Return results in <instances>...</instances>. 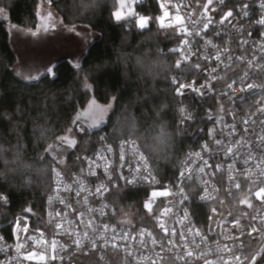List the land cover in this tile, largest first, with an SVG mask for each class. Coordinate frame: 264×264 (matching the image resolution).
<instances>
[{"label":"built area","instance_id":"1","mask_svg":"<svg viewBox=\"0 0 264 264\" xmlns=\"http://www.w3.org/2000/svg\"><path fill=\"white\" fill-rule=\"evenodd\" d=\"M58 1L41 0L48 6ZM156 2L161 16L165 8L169 12L165 25L182 36L176 51L180 66L171 82L178 135L189 147L175 178L162 182L136 140L113 142L103 133L97 147L76 159L75 168L66 161L53 167L42 222L27 215L3 221L10 198L0 195L7 198L0 200V264H251L252 255L263 249L264 198L257 199L255 192L264 187V113L259 111L264 109V70L259 67L264 66V25L257 23L264 18V0H244L236 7L230 0H214L206 13L207 0ZM144 3L128 1L124 10L133 11L130 27L144 16ZM229 11L233 15L221 24ZM177 14L182 24H175ZM201 85L208 86L201 88L204 95L192 91ZM233 126L236 131L230 134ZM218 139L221 145L215 143ZM229 147L232 154L227 153ZM254 184L258 187L250 195ZM126 191L146 193L143 217L117 208V193ZM153 192L168 195L153 197ZM250 197L251 207L240 203ZM195 202L210 206L205 224L194 216ZM142 220L149 225L140 224ZM29 254L35 258L25 259Z\"/></svg>","mask_w":264,"mask_h":264},{"label":"trees","instance_id":"2","mask_svg":"<svg viewBox=\"0 0 264 264\" xmlns=\"http://www.w3.org/2000/svg\"><path fill=\"white\" fill-rule=\"evenodd\" d=\"M118 1L59 0L53 4L64 8L62 16L67 23L69 8H77V21L88 23L98 37L87 48L79 67L63 59L54 64L51 73L27 82L15 74L18 55L8 26L25 28L35 22L42 2L0 0L1 9L8 15L7 22L0 19V195L10 198V205L2 210L3 221L27 215L42 222L53 167L66 161L68 167L75 168L76 159L97 147L103 133L113 142L136 140L162 182L175 178L189 147L178 135L176 88L171 82L182 36L171 28L159 27L161 10L156 0H145L140 7L144 16L152 18L144 30L130 27L128 19H114ZM242 1L230 3L236 7ZM77 3H88L90 12L82 13ZM87 75L90 88L84 86ZM93 102L101 106L114 102V113L99 127L88 129L74 147L64 146L65 154L56 156L54 143L74 128L77 116L86 113ZM117 194V208L144 216L142 199L146 193ZM209 207L193 204L199 224H205ZM140 224L149 225L146 220Z\"/></svg>","mask_w":264,"mask_h":264},{"label":"rangeland","instance_id":"3","mask_svg":"<svg viewBox=\"0 0 264 264\" xmlns=\"http://www.w3.org/2000/svg\"><path fill=\"white\" fill-rule=\"evenodd\" d=\"M128 1L129 0H119L117 3L114 14L116 11H122L123 13H125V17L118 22H121L133 16V11L129 9L124 10L127 7ZM122 4L124 5L123 8L121 7ZM77 5L76 6L80 10L82 8V13L84 14L90 12L91 10V7L87 6L88 3H77ZM74 7L75 6H73V8ZM63 9V7H53V5L48 6L41 4L37 12V19L35 20V22H30L26 25L25 28H19L11 25L8 26L11 32L10 42L15 52L18 53V64L16 65L17 72L32 76V73L39 71L41 68L46 67L48 64L52 65V63H54L55 61H60L63 59H68L73 64L80 63L82 54L86 52L91 42H93L98 37V35L93 32L88 23L82 22V20L77 21V18L80 19L79 15H77V8L75 9L76 11H73L71 8H69L70 15L68 16V18L70 19V21L68 23L62 16ZM0 10H2L1 7ZM129 12H131V15L128 14ZM84 14H81V17H83ZM76 16L78 17L76 18ZM142 17L147 18L148 24L145 28L141 29L138 27L137 23V28L140 30L148 28L152 21V18L150 16ZM160 17L162 16L160 15L157 17V23L159 27H161L159 19ZM0 19L4 22H7L8 20V15L4 10L0 12ZM32 33H36V35H33ZM53 66L54 65H52V67ZM89 75L85 76L83 79L85 82V88H90ZM36 80L25 81L32 82ZM92 104L93 103L88 105L87 112L89 111V106ZM95 105L99 108L106 109L103 117V122L106 121L107 118L114 113V102H111L107 106H101L96 103ZM88 123L89 121L87 117L80 114L75 120L74 128L68 130L62 136V138L68 137L70 139H75L76 142H78V140L84 134H86V131L89 129ZM62 138L58 142V147L64 148L65 146L67 148H71L65 142H63ZM54 148L55 147H53V149ZM55 155L57 156L58 153H55Z\"/></svg>","mask_w":264,"mask_h":264},{"label":"snow or ice","instance_id":"4","mask_svg":"<svg viewBox=\"0 0 264 264\" xmlns=\"http://www.w3.org/2000/svg\"><path fill=\"white\" fill-rule=\"evenodd\" d=\"M221 2H222V0H221ZM212 3H213V0H207V4L204 5V7H205V13H206L207 10H208V6L211 5ZM160 6H161V8H165V5H164V4H161ZM121 7L123 8L124 5L122 4ZM261 7L264 8V4H262ZM2 11H3V10H0V12H2ZM128 14L131 15V12H129ZM246 14H247V13H245V15H246ZM232 15H233V13H232L231 11H229L226 15L223 16V18L220 20V23L223 24L224 21H225V20H228V18L231 17ZM114 16H115V19H116L117 21H120V20H122V19L125 17V13H123L122 11H116L115 14H114ZM168 16H169V12H168V10L165 8V11L163 12V16L159 18V19H160V25H161V27H167V26H168V25H165V23H164L165 18H167ZM174 21H175V23H177V24H182V23H183V17H181L179 14H177V15L174 17ZM137 23H138V27L141 28V29H143V28H145V27L147 26V24H148V20H147V18H145V17H140V18L138 19ZM210 23H211V20H208V22L204 23V24H203V30H207L208 27H209V24H210ZM257 23H258V24H261V25H264V18H261L260 20H258ZM181 31L187 33L188 35H192V33L188 32L186 28L181 29ZM32 34H33V35H36V33H32ZM196 35H200V32H196ZM184 43L187 44L188 41H187V40H184ZM209 43H211V42L209 41ZM213 47H215V45H213ZM185 59H187V57H185ZM215 59H216V60H219V59H220V56L217 55V56L215 57ZM179 66H180V65H179V62H178V63H177V67H179ZM76 67H79V65L77 64ZM259 67H261V69L264 70V66H259ZM52 71H53V70H52L51 68L48 69V72H49V73H51ZM213 71H215V69H213ZM32 79H38V77H33ZM183 87H184V85H181V86H180L181 89H182ZM189 87L191 88V85H189ZM206 87H208V86H207V85H201L200 88H192V91H194V92H196V93H198V94H200V95H204V92L201 91V88H206ZM229 87H231V85H229ZM249 87H252V85H249ZM209 90H210V89H209ZM178 92H179V89H178ZM183 111H184V110L181 109V112H182V113H183ZM259 111L262 112V113H264V109H259ZM105 112H106V109L99 108L98 106L95 105V102H93V104L89 106V111L86 112V113H83V114H82L83 116H86L87 119H88V121H89V123H88V128L91 129V128L99 127L100 124L103 123V117H104ZM78 119H79V118H78ZM221 120H222V118H221ZM221 120H217V123H220ZM244 123L247 125V124H248V121L245 120ZM82 130H83V129H82ZM246 130H247V129H245V131H246ZM235 131H236V130H235V127L233 126V127H232V133H230V134H234ZM261 139H264V137H262ZM62 140H63V142H65L69 147H72V146H74V145L77 143L75 139H70V138H68V137H63ZM215 143H216L217 145H221L223 142H222V140H219V139H218V140L215 141ZM205 147L207 148V146H205ZM257 147L259 148V147H261V145H257ZM227 153H228V154H232V153H233V149H232L231 147H229V148L227 149ZM196 156L199 157V156H200V153H196ZM207 163H208L207 161H204V165H205V166H207ZM245 163H247V161H245ZM106 170H107V169H106ZM199 171H200V172H203V171H204V167H201V168L199 169ZM182 175H183V174H182ZM229 178L232 179L231 176H230ZM235 187H236L237 189H239V188H240V184H239V183H236V184H235ZM81 190H83V185H82V184H81ZM97 192H100V189H99V188L97 189ZM101 194H102V193H101ZM77 195L79 196V195H80V192H77ZM157 195L167 196L168 193H167V192H161V193L153 192V193H152V196H153V197H155V196H157ZM255 196H256L257 199L264 198V187H261V188L259 189V191H256V192H255ZM206 198H207L206 196H202V197H201V199H206ZM0 200H3L4 202H7V198L4 197V196H0ZM60 202L63 203L62 200H61ZM85 202H87V201L85 200ZM240 203H242V204H248V206L251 207V203H250L249 201H247L246 199H245V200H241ZM145 207L148 208L149 211H151V203H147V204H145ZM167 211H171V209H168ZM101 214H103L102 211H101ZM50 215H51V214H50ZM56 215L59 216L60 214L57 212ZM237 223H239V222L237 221ZM56 226H57L58 228L61 227V225H59V224H57ZM159 226H160V228L164 229L165 232L168 231V229L165 228V226H164L163 223H160ZM17 227H19V225H17ZM104 227H105V230H107V227H108V226L105 225ZM252 231L255 232V231H257V229H256L255 227H253V228H252ZM173 234H174V233H173ZM85 235H87V233H85ZM148 235H151V233H148ZM196 235H199V232H197ZM249 235H251V233H249ZM125 238H127L126 235H125ZM155 242H156V241L153 240V243H155ZM76 243H77V246H79L80 241H76ZM20 247H21V245H17V249H16V251H17L18 253H19V251H20ZM52 248H53V249L56 248V244H55V242H53V244H52ZM0 250H3V249H0ZM250 251H251V250H250ZM260 254H261L260 251H257L255 254L252 255V257H251V264H257V262H256V258H257V256H260ZM188 255H191V253H188ZM34 258H35L34 254H29L28 256L25 257V259H28V260H32V259H34ZM53 258H55V257H53ZM38 259L41 260V261H43V260L45 259V257H44L43 255H40V256L38 257ZM241 264H242V262H241Z\"/></svg>","mask_w":264,"mask_h":264},{"label":"crops","instance_id":"5","mask_svg":"<svg viewBox=\"0 0 264 264\" xmlns=\"http://www.w3.org/2000/svg\"><path fill=\"white\" fill-rule=\"evenodd\" d=\"M17 53V52H16ZM18 54V53H17ZM85 53H83L82 54V57H83V55H84ZM82 57H81V59H82ZM81 59H80V61H81ZM58 61H55L54 63H52V65H54L55 63H57ZM18 64V63H17ZM52 65H50V64H48L46 67H44V68H41L39 71H36V72H34V73H32L31 75L32 76H28V74L26 75V74H21L20 72H17V66L15 67V73H16V75L19 77V78H21V79H23V80H36V79H32L33 77H38V79L42 76V75H44L47 71H48V69L50 68V67H52Z\"/></svg>","mask_w":264,"mask_h":264},{"label":"water","instance_id":"6","mask_svg":"<svg viewBox=\"0 0 264 264\" xmlns=\"http://www.w3.org/2000/svg\"><path fill=\"white\" fill-rule=\"evenodd\" d=\"M58 146H59L58 143H54L53 147H55L54 148L55 149V152L58 153V154H61V155L62 154H65L66 153L65 148H60ZM257 187L258 186L256 184L252 185L251 188H250L249 194L251 195L257 189ZM248 201H251V197L248 199ZM260 253L261 254L258 257V259H257L256 262H257V264H264V247H263V249L261 250Z\"/></svg>","mask_w":264,"mask_h":264}]
</instances>
